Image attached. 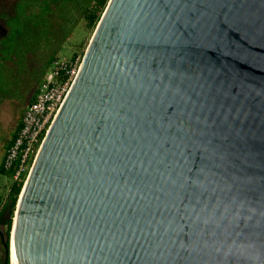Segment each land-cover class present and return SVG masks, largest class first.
<instances>
[{
  "label": "water",
  "instance_id": "water-1",
  "mask_svg": "<svg viewBox=\"0 0 264 264\" xmlns=\"http://www.w3.org/2000/svg\"><path fill=\"white\" fill-rule=\"evenodd\" d=\"M11 253L264 264V0H108L23 183Z\"/></svg>",
  "mask_w": 264,
  "mask_h": 264
},
{
  "label": "trees",
  "instance_id": "trees-1",
  "mask_svg": "<svg viewBox=\"0 0 264 264\" xmlns=\"http://www.w3.org/2000/svg\"><path fill=\"white\" fill-rule=\"evenodd\" d=\"M107 2L108 0H0V70H5L3 62L9 60L16 62L19 59L24 58L28 52L27 49L25 50V48H22V53L19 55L15 53L16 49H18L16 48L17 45L12 44L15 35L25 41V45L31 44L32 42H39L41 40L40 35L42 36V32L44 31L43 28L48 23L46 17L48 16L50 9L61 8L67 3L68 5L72 4V6L74 4L75 15L77 17L82 16L85 19L88 31L92 30L93 33ZM53 21L54 18L49 20V24L51 23L54 26ZM14 26L20 27L22 30H16L14 36L11 35L13 38H11V36H8V32L10 29L14 28ZM47 27H49V25ZM59 34H61V32ZM46 35L47 37L50 36L49 46L51 48L58 37L55 36L54 31L47 30ZM85 48L86 46L84 47V44L82 43L80 45V53L75 52V55L72 58L78 54H83ZM55 58L58 57L55 55L48 56L44 73L48 68L47 66ZM34 97L35 94L30 101H32ZM20 127L21 119L10 142L6 145V149L14 139ZM1 172L7 173L11 176L10 172H5L3 170L2 165ZM22 186L23 182H14L11 180L8 186L0 191V264H5V262L9 264L10 233Z\"/></svg>",
  "mask_w": 264,
  "mask_h": 264
},
{
  "label": "rangeland",
  "instance_id": "rangeland-1",
  "mask_svg": "<svg viewBox=\"0 0 264 264\" xmlns=\"http://www.w3.org/2000/svg\"><path fill=\"white\" fill-rule=\"evenodd\" d=\"M72 7V10H71ZM71 10V12H70ZM71 13V14H70ZM54 18L53 24H49V20ZM47 25L43 28L41 40L25 45L17 35L14 36L16 30H22L20 27L14 26L8 32V36H14L13 45H17L15 53H22V48L27 49L24 58L16 61L15 71L0 70V147L4 143L3 139L13 129L14 114L22 111V101L24 100V90L26 81L31 77L32 72L36 71V66L32 70V63L39 61L43 65L47 64L48 56L55 55L58 58L65 57L71 59L75 52L80 51V45L83 43L87 46L92 30L88 31L85 19L82 16H76L74 13V4H65L61 8L50 9ZM46 24V23H45ZM49 25V27H47ZM15 29V30H14ZM54 31L58 37L54 45L50 48V36L47 37L46 32ZM61 32V34H59ZM60 35V36H59ZM11 36V38H13ZM80 53V52H79ZM82 55V54H81ZM47 60V61H46ZM37 63V62H36ZM50 65V64H49ZM49 65L47 67H49ZM41 81V78H38ZM11 182V178L7 173L0 172V191L3 187Z\"/></svg>",
  "mask_w": 264,
  "mask_h": 264
},
{
  "label": "built area",
  "instance_id": "built-area-1",
  "mask_svg": "<svg viewBox=\"0 0 264 264\" xmlns=\"http://www.w3.org/2000/svg\"><path fill=\"white\" fill-rule=\"evenodd\" d=\"M82 56L55 58L44 73L2 161V168L10 172L12 181L24 183L26 180L37 151L78 73Z\"/></svg>",
  "mask_w": 264,
  "mask_h": 264
},
{
  "label": "flooded vegetation",
  "instance_id": "flooded-vegetation-1",
  "mask_svg": "<svg viewBox=\"0 0 264 264\" xmlns=\"http://www.w3.org/2000/svg\"><path fill=\"white\" fill-rule=\"evenodd\" d=\"M44 71H42V68L40 66L36 67V71H35V80H32V83L29 84L28 88L24 89V100L22 101V108L24 109L27 104L30 102L31 98L33 97V95L36 93L37 89H38V85H39V81H38V78L40 77L42 79L43 77V73ZM22 109V110H23ZM21 115L22 113H16L14 114L15 118L13 119V121L11 123H13V129L10 133H8L5 138L3 139V144L1 145L0 147V151L3 150L6 145L10 142L11 138H12V135L13 133L15 132L17 126H18V123L21 119Z\"/></svg>",
  "mask_w": 264,
  "mask_h": 264
},
{
  "label": "crops",
  "instance_id": "crops-1",
  "mask_svg": "<svg viewBox=\"0 0 264 264\" xmlns=\"http://www.w3.org/2000/svg\"><path fill=\"white\" fill-rule=\"evenodd\" d=\"M40 61V60H39ZM39 61H36V62H34V63H32V70H33V68H34V66H36V67H38V66H40L41 68H42V71H45V68L46 67H44V65H43V60H42V62H39ZM16 62L15 61H11V60H9V61H6V62H3V65L5 66V68H7V70L8 71H11V70H14L15 71V68H16ZM46 66V65H45ZM48 69V68H47ZM46 69V70H47ZM44 73V72H43ZM44 75V74H43ZM34 77H36L35 76V72H32V75H31V77H29V79L26 81V85H25V87L23 88V90L24 89H26V88H28V86H29V84H31L32 83V80H35V78ZM43 78V77H42ZM42 80V79H41ZM1 109V108H0ZM23 111V110H22ZM22 111H21V113H22ZM5 151H6V147L3 149V150H1L0 151V172H1V165H2V161H3V158H4V155H5ZM8 186V185H7ZM6 187V185L3 187V189L2 190H4V188Z\"/></svg>",
  "mask_w": 264,
  "mask_h": 264
},
{
  "label": "bare ground",
  "instance_id": "bare-ground-1",
  "mask_svg": "<svg viewBox=\"0 0 264 264\" xmlns=\"http://www.w3.org/2000/svg\"><path fill=\"white\" fill-rule=\"evenodd\" d=\"M10 258H11L12 264H16L15 257H14V255L12 253L10 254Z\"/></svg>",
  "mask_w": 264,
  "mask_h": 264
}]
</instances>
